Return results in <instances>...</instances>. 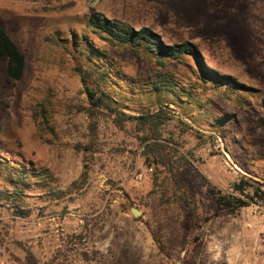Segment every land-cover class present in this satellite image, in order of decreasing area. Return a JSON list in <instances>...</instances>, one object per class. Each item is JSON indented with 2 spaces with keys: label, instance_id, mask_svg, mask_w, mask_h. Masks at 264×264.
<instances>
[{
  "label": "rangeland",
  "instance_id": "374dc122",
  "mask_svg": "<svg viewBox=\"0 0 264 264\" xmlns=\"http://www.w3.org/2000/svg\"><path fill=\"white\" fill-rule=\"evenodd\" d=\"M91 11L151 27L170 45L198 44L210 68L264 98V0H0V27L27 62L24 77L9 81L7 59L0 61V156L46 170L51 181L50 190L26 185L19 201L0 198V264H264V199L237 211L219 201L237 195L243 178L264 183L257 116L216 139L208 125L196 126L208 142L187 132L180 147L168 143L171 124L163 142L174 147V167L156 163L133 125L90 117L72 59L51 40L57 28L80 30ZM175 182L188 184L209 221L172 200Z\"/></svg>",
  "mask_w": 264,
  "mask_h": 264
},
{
  "label": "trees",
  "instance_id": "16d2710c",
  "mask_svg": "<svg viewBox=\"0 0 264 264\" xmlns=\"http://www.w3.org/2000/svg\"><path fill=\"white\" fill-rule=\"evenodd\" d=\"M64 30L57 28L51 40L72 59V68L89 98L90 117L102 113L121 129L133 125L142 133L147 148L157 151L154 161L162 166L174 167L167 151L173 146L168 143L180 147L177 137L187 132L195 133L206 143L208 137L216 139L218 133L242 121L241 117L251 120L257 116V124L264 127L261 90L210 68L199 45L190 40L170 45L151 27L137 29L129 22L92 11L87 13L80 30L70 28L63 34ZM4 59H7L8 80L22 79L27 66L25 53L7 30L0 27V61ZM129 107L138 114H129ZM177 110L179 114L175 117ZM42 115L48 118L49 110L42 108ZM171 124L176 132L170 131L168 143L163 142ZM204 124L212 131L208 137L200 135L195 128ZM49 177L46 170L18 160L9 163L0 156V179L7 189H0L2 199L21 200L25 186L32 183L50 190ZM7 187H12L13 192ZM72 189L55 190L54 194L60 198ZM170 190H173L172 200L189 208L197 219L210 220L211 216L200 214L187 183L175 182L167 188V193ZM233 190L237 195L219 198L222 204L231 203L233 211L264 199V183L258 186L247 178L235 182Z\"/></svg>",
  "mask_w": 264,
  "mask_h": 264
},
{
  "label": "water",
  "instance_id": "95a60500",
  "mask_svg": "<svg viewBox=\"0 0 264 264\" xmlns=\"http://www.w3.org/2000/svg\"><path fill=\"white\" fill-rule=\"evenodd\" d=\"M132 212H133V214L136 215V216H139V215H141V213H142V212H141L139 209H137V208H133V209H132Z\"/></svg>",
  "mask_w": 264,
  "mask_h": 264
},
{
  "label": "built area",
  "instance_id": "2783aa9c",
  "mask_svg": "<svg viewBox=\"0 0 264 264\" xmlns=\"http://www.w3.org/2000/svg\"><path fill=\"white\" fill-rule=\"evenodd\" d=\"M149 170H150V171H153V168L151 167V168H149ZM137 178L140 179V180H142V179L144 178V174H143V173H139V174L137 175Z\"/></svg>",
  "mask_w": 264,
  "mask_h": 264
}]
</instances>
